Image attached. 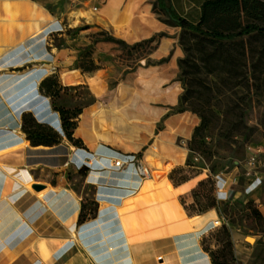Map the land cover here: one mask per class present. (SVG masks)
<instances>
[{
	"label": "crops",
	"instance_id": "0c3cea01",
	"mask_svg": "<svg viewBox=\"0 0 264 264\" xmlns=\"http://www.w3.org/2000/svg\"><path fill=\"white\" fill-rule=\"evenodd\" d=\"M98 1L95 17L115 22L129 7L135 16L146 21L139 20L135 25L140 37L132 42L100 22L84 21L133 44L158 32H174L179 26L169 17L170 12L198 23L206 0H164V11L157 3L153 5L156 0ZM52 10L50 0H0V264H211L200 240L212 228L216 211L189 215L174 198L189 193L201 175L173 185L165 174L154 180L159 183L160 197L136 196L128 205L124 200L135 196L147 180H140L132 166L115 170L110 182L95 183V188L108 186L110 195L96 191L95 214L81 222V197L64 183H50V172L68 167L64 163L75 146L64 136L53 146H32L21 130L20 116L32 110L39 114L50 110L46 106L50 99L41 93L39 84L53 73L60 84V80L64 84L63 76H86L83 82L74 84L87 86L94 100L81 108L73 136L81 139L89 153L100 155L102 162H109L108 151L112 150L120 156L138 155L146 164L148 156L157 155L161 161L171 162L172 167L183 166L187 158L185 144L198 122L192 113L174 110L181 91L177 80L181 51L174 36L161 37L132 67L113 62L111 75L115 69L120 75L115 81L110 74L106 76L110 67L104 65L101 57L119 55L122 49L107 40L96 41L92 58L99 67L82 72L77 51L63 33L64 23ZM163 13L175 26L159 20ZM77 17L83 19L74 14L69 21L78 20ZM53 33L58 39L64 38L68 46L56 47L50 37ZM164 42L168 44L165 51L161 50ZM86 44L89 41H84ZM119 85L125 86L128 93L127 105L123 107L114 98ZM132 92L135 94L130 101ZM172 92L175 94L171 98ZM125 118L135 126L127 125ZM150 144L156 145L155 155L151 154ZM35 182L45 188L28 191L27 184ZM166 182L177 192L166 195ZM150 195L154 192L150 191ZM168 206L174 210L172 214L167 212ZM231 234L236 260L248 264V251L257 246V237L249 244L243 230L234 227Z\"/></svg>",
	"mask_w": 264,
	"mask_h": 264
},
{
	"label": "rangeland",
	"instance_id": "374dc122",
	"mask_svg": "<svg viewBox=\"0 0 264 264\" xmlns=\"http://www.w3.org/2000/svg\"><path fill=\"white\" fill-rule=\"evenodd\" d=\"M153 5L155 6L156 2ZM98 6V0H50V10L53 9V14L61 17L65 29L63 33L72 48L77 51L78 66L80 63L89 66L92 59L94 65L99 67L92 58L93 44L107 36L110 37L108 41L118 45L122 50L119 55L106 59L101 55L104 65L110 67V71L109 69L105 71L106 76L112 74L113 62L132 67L157 45L161 37L174 36L176 45L181 51L179 59H183L182 67L178 66L177 80L181 85L179 96L183 97L184 111L198 118L196 126L200 124L201 119L206 123V127L193 139L191 135L185 144L187 158L183 166L172 167L171 162L161 161L159 156L154 154L156 150L151 151L155 157L148 156V164L144 162L153 171V179H150V182L159 185L158 181H154L155 171L164 172L162 176L164 177L165 174L169 175L171 170L180 167L181 170L174 173L177 180L201 175L204 183L223 185V190L218 193L213 191V194H210L207 185L194 195L190 191L174 198L183 209L185 207L191 212H205L210 209L216 211L214 220H218L220 226L215 227L214 221L211 222L212 228L200 240L203 249L214 253H219L222 249L226 251L221 225L234 223L246 234L247 243L253 244L254 237H257V246L252 252L248 251L250 253L248 264H264V35L244 36L234 42L219 45L206 36L185 32L178 27L170 34L158 32L140 42L128 44L112 36L99 25L84 21L100 22L115 35L132 42L140 37L135 25L139 20L144 19L135 16L131 8L125 7L119 14L118 20L107 22L99 16L95 17L94 9ZM62 9L66 12H61ZM74 14L82 15L83 19L77 17L78 20L70 22L69 18ZM159 20L168 26H175L165 13L159 17ZM76 23L78 25L76 27L69 26ZM246 24L264 26V0H247L233 11L209 15L201 27L206 30L227 32ZM55 35L56 33H53L50 37L56 47L68 46L64 38L58 39ZM84 41H89V44L84 45ZM166 43L161 46V50H166L168 46ZM85 77L79 73H74L67 79L63 76V81L68 85L62 84L60 80L63 88L53 98L54 105L75 110L90 104L94 98L88 87L74 84L83 82ZM111 77L115 81L119 80L120 75L116 69ZM127 94L125 86L116 87L114 98L122 107L127 105ZM134 94L131 93L130 101ZM174 94L172 92L169 97H174ZM122 107L118 106V110L122 111ZM42 113L43 120H48L49 124L62 134L60 122L53 116L52 110H44ZM118 114L124 118L122 114ZM124 120L127 125L135 126L130 120L126 118ZM152 137L157 139V136L152 135ZM153 144H157V141H153ZM82 153L80 151L75 160L69 162L64 170L50 172V183H64L66 188L80 196L82 216L85 218L95 214L96 191L106 195H110L111 192L108 186L98 185L99 187L95 188V183L106 180L110 182L116 169L102 161L85 164L82 161ZM101 164L107 165V169H103ZM248 184H251L253 190L247 194L244 188ZM26 189L33 191L29 185ZM151 196L154 195L148 197ZM213 200L215 206L211 207ZM153 202L152 200L150 205ZM166 210L171 214L174 211L170 206ZM254 210L260 216L256 215ZM225 258L230 259L227 254ZM228 264H239V261L230 260Z\"/></svg>",
	"mask_w": 264,
	"mask_h": 264
},
{
	"label": "trees",
	"instance_id": "16d2710c",
	"mask_svg": "<svg viewBox=\"0 0 264 264\" xmlns=\"http://www.w3.org/2000/svg\"><path fill=\"white\" fill-rule=\"evenodd\" d=\"M246 1L247 0H206L202 6L201 19L196 24L191 23L188 20L177 16L172 12L170 13L176 19V25L179 26L183 31L206 36L210 38L213 42L218 43L219 45H223L224 43H227V42H234L236 39L244 37V36L264 35V26L258 25V24H246L236 30L227 31V32L216 31V30H206L201 27L209 15H215L217 13L233 11L236 7H239L242 3H245ZM156 3L161 10L163 11L165 10L166 5L164 3V0H156ZM109 39L110 37L107 36L103 40L108 41ZM91 62L92 63L89 66H83L80 63L79 68L81 69V71L86 72V71L96 69L97 66L94 65L92 59H91ZM182 62H183V59L178 60V66L180 68L182 67ZM61 88H63V86L59 83L58 76L54 73L44 78L39 84V89L41 93L44 96L51 99L50 105H49V102H47L46 106H50V111L52 110L53 116L59 120L60 122L59 126L62 130V134H60L51 124H49L48 120L46 119L43 120V113L39 114L37 110L23 112L21 114L20 116L21 130L24 132V134L26 135V138L29 140L32 146H37V145L53 146V145L60 143L62 136H64L68 140L69 143L75 146V151L70 157V162L75 160V157L80 153V151L83 152L82 153L83 154L82 161H83L85 157H91V153H89L85 149L80 138H76L73 136V131L76 127L77 119L81 112V109L69 110L63 106L54 105L53 98H55L59 94V91ZM174 110L178 112L185 110L183 106V97L181 95L178 98V104L174 108ZM205 127H206V123L203 119H201L200 124L196 126L193 130L192 139L198 134V132L201 129ZM108 155L111 157L120 156L117 153H114L112 150L110 152L108 151ZM121 156L126 157L125 155H121ZM177 170H181V168L179 167V168H175L171 170V172L168 175L173 185H176V184H179V183H182L188 180V178H181L177 180L174 176V173ZM209 180L210 178L207 181L209 182ZM204 182L205 181L201 180L197 183V186L191 190L192 195H194L199 189H203L207 185L209 186L208 192L210 194H213L215 183H204ZM214 206H215V203L213 200L211 207H214ZM184 209L186 213L189 215L200 214L204 212V211L191 212L185 207ZM254 213L260 216L259 213L255 210H254ZM83 219L84 217L82 216V208H81L78 221L81 222L83 221ZM234 227L239 228L234 223H231L229 225H226L225 223H223L221 225V234L226 243V248H227L226 251L222 249L219 253H216V252L214 253L211 250L204 249L207 253H209L208 255L210 257L211 264H228L230 260L231 261L236 260L234 251H233V241H232V234H231V230ZM225 254H227L230 257V259H226Z\"/></svg>",
	"mask_w": 264,
	"mask_h": 264
},
{
	"label": "built area",
	"instance_id": "2783aa9c",
	"mask_svg": "<svg viewBox=\"0 0 264 264\" xmlns=\"http://www.w3.org/2000/svg\"><path fill=\"white\" fill-rule=\"evenodd\" d=\"M150 150L154 151L156 150V145L150 144L149 145ZM123 156H115L111 157L108 162V166L115 168L118 171H124L128 167L132 166L134 173L139 177L140 180H150L153 179V171H151L147 165L141 160V157H138V155H125ZM101 156L98 154H91V157H85L83 159V162L85 164H92L93 161L100 162ZM70 162V158L64 163L65 166L68 165ZM103 169H107V165L101 164ZM223 190V185L216 183L214 191L216 193L221 192ZM253 190L251 184H248L244 188L245 193H250ZM214 226H220V222L218 220H214ZM161 257H158L160 259Z\"/></svg>",
	"mask_w": 264,
	"mask_h": 264
},
{
	"label": "bare ground",
	"instance_id": "6f19581e",
	"mask_svg": "<svg viewBox=\"0 0 264 264\" xmlns=\"http://www.w3.org/2000/svg\"><path fill=\"white\" fill-rule=\"evenodd\" d=\"M16 5V4H15ZM9 6V5H8ZM11 6V5H10ZM13 6V5H12ZM28 6V5H27ZM0 168H1V166H0ZM28 185V184H27ZM160 186L159 185H157V184H152L151 182H150V180L148 181L147 180V183H143V185L140 187V189L138 190V192H137V194L135 195V196H133V197H130V198H128V199H126V200H124L125 202V204L126 203H128V205H130L131 203H132V199H134V197H136V196H138L139 197V199H145V198H148V195H149V192L150 191H153L154 192V196L155 197H159L161 194H160V188H159ZM8 188V187H7ZM10 189V188H9ZM164 193L166 194V195H168V196H171L172 195V193L171 192H173V193H175L174 192V190H173V188H172V185L169 183V182H166L165 183V187H164ZM10 192V191H9ZM170 199V198H169ZM177 204V203H176ZM122 205V204H121ZM127 205V206H128ZM133 206H135V205H133ZM129 207V206H128ZM126 210V209H125ZM178 215V214H177ZM179 216V215H178ZM182 217V216H181ZM201 255V254H200Z\"/></svg>",
	"mask_w": 264,
	"mask_h": 264
},
{
	"label": "water",
	"instance_id": "95a60500",
	"mask_svg": "<svg viewBox=\"0 0 264 264\" xmlns=\"http://www.w3.org/2000/svg\"><path fill=\"white\" fill-rule=\"evenodd\" d=\"M168 15H169V17L172 20L176 21V19L170 13ZM70 76H73V74L65 77V79H67ZM64 84H66V86L68 85L67 82H64ZM163 175H164V172H160V171H155L154 172V178H155V180H159ZM29 187H30V189H32L35 192H40L41 190H43L45 188V185L44 184H41V183H36L35 182V183H31L29 185Z\"/></svg>",
	"mask_w": 264,
	"mask_h": 264
}]
</instances>
